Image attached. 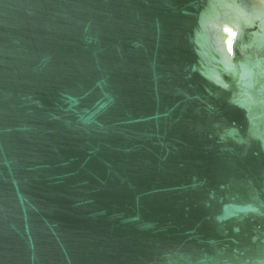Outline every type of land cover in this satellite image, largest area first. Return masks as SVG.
I'll use <instances>...</instances> for the list:
<instances>
[{
	"label": "water",
	"instance_id": "water-1",
	"mask_svg": "<svg viewBox=\"0 0 264 264\" xmlns=\"http://www.w3.org/2000/svg\"><path fill=\"white\" fill-rule=\"evenodd\" d=\"M0 264H264V0H0Z\"/></svg>",
	"mask_w": 264,
	"mask_h": 264
}]
</instances>
